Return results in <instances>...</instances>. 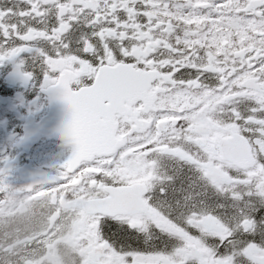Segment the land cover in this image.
<instances>
[{"label":"snow or ice","instance_id":"obj_1","mask_svg":"<svg viewBox=\"0 0 264 264\" xmlns=\"http://www.w3.org/2000/svg\"><path fill=\"white\" fill-rule=\"evenodd\" d=\"M222 2L0 0V130L56 140L82 264H264V0L234 51L194 19Z\"/></svg>","mask_w":264,"mask_h":264},{"label":"flooded vegetation","instance_id":"obj_2","mask_svg":"<svg viewBox=\"0 0 264 264\" xmlns=\"http://www.w3.org/2000/svg\"><path fill=\"white\" fill-rule=\"evenodd\" d=\"M201 11L203 15L194 18L197 30L212 32L209 42L221 51H234L261 31L259 13L248 19L251 10L245 0H223L211 16L207 7ZM5 149V162L0 163V264H82L85 245L77 235L78 213L63 190L67 186L46 181L63 159L56 140L41 138L30 150L13 154L0 130V152ZM9 156L12 163L6 162ZM162 163L169 174L179 167L171 160ZM189 176L191 183L176 181L175 187L183 191L175 196L187 195L210 205L217 201L211 189L205 191L194 174Z\"/></svg>","mask_w":264,"mask_h":264}]
</instances>
